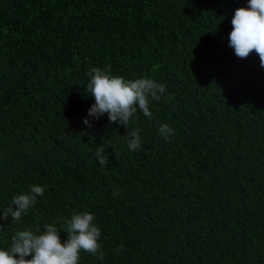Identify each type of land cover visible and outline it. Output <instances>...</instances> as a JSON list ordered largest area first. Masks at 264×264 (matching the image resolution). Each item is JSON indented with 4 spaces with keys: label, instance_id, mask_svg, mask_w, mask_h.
<instances>
[{
    "label": "trees",
    "instance_id": "obj_1",
    "mask_svg": "<svg viewBox=\"0 0 264 264\" xmlns=\"http://www.w3.org/2000/svg\"><path fill=\"white\" fill-rule=\"evenodd\" d=\"M247 5L0 0V214L45 188L19 222L0 219V249L44 224L63 243L65 221L89 212L104 257L81 251L79 264H264V67L228 41ZM106 66L165 85L150 118L88 117V73ZM135 129L141 151L128 148Z\"/></svg>",
    "mask_w": 264,
    "mask_h": 264
},
{
    "label": "clouds",
    "instance_id": "obj_2",
    "mask_svg": "<svg viewBox=\"0 0 264 264\" xmlns=\"http://www.w3.org/2000/svg\"><path fill=\"white\" fill-rule=\"evenodd\" d=\"M232 30L229 33V47L239 58H246L255 51L259 56L260 66L264 67V0H248L247 7L234 11L231 20ZM88 95L94 97V104L88 109V117L99 119L105 113L109 123L118 122L126 125L134 115L142 112L145 117H151L150 101H159L165 93V85L155 80L140 77L132 80L110 73V66L93 67L88 73ZM84 124L91 127L89 119ZM159 134L168 140L175 134V129L163 123L158 128ZM128 148L132 151L142 150L140 129L129 133ZM100 165L105 166L108 156L103 146H98L95 152ZM45 188L32 185L28 193H22L12 198L0 214V219L19 222L22 214L37 203V198L43 196ZM119 195L118 191L113 196ZM67 239L61 242L60 230L55 224H44L41 228H25L16 230L11 236V244L7 249H0V264H79L81 251L103 259L104 253L98 243L101 230L94 223V214L89 212H74L65 221ZM124 246L120 245L116 252L120 253ZM31 257L26 259V257Z\"/></svg>",
    "mask_w": 264,
    "mask_h": 264
}]
</instances>
